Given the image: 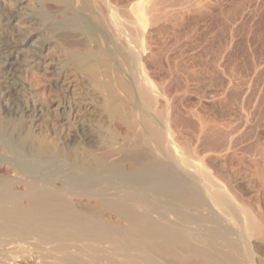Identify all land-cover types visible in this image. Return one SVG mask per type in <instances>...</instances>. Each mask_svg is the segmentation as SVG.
Masks as SVG:
<instances>
[{"label":"bare ground","instance_id":"bare-ground-1","mask_svg":"<svg viewBox=\"0 0 264 264\" xmlns=\"http://www.w3.org/2000/svg\"><path fill=\"white\" fill-rule=\"evenodd\" d=\"M43 1L38 2L36 0H0V141L5 137L9 142L7 145L5 143L7 140L5 142L2 140L7 145L6 146L3 143L6 146L4 148H7V150H4V148H2L3 155H0V172H3L0 173V264H264V253L262 254L261 250H257V248L259 247L258 249H263L264 251V214L258 210L256 205L255 206L257 209L253 207L254 204L253 206H251L248 205L249 203L245 204L244 202L239 201L237 195L231 188H229L230 186H232V184L230 186H226L224 182H221L220 179H217V177H215L216 175L213 177L211 171L212 169H210V172H208L206 168L208 165H204L206 162L202 161L203 158L202 160L201 158L200 160H197V158H199L197 153L195 155L191 153L193 157L197 156L196 161L191 159L194 162L189 160L190 158H188V154L184 155L182 153L184 151L180 150L181 148H178V144L175 143V141L177 142V140L172 136L174 135L172 134V132H175L173 130H170L171 127H169L168 125L169 121H167V118H165L169 115L160 117L162 115V110H160L161 112L158 110L160 116L158 119H156L159 113L155 112L156 110L154 107L153 112L151 113H155V115L157 114V116L155 117V115H153L155 118L153 122H151V120H147L146 122V119L144 120V118H146L144 115L142 116L141 120L143 119V121H145L146 123L142 125L143 123L139 118V127L138 124L137 127L139 128V130L141 128V133L143 136L144 134L145 136L147 135V142L152 141L151 144L153 143L156 145V149L161 156L157 153V151L156 153L161 157V159L163 157L167 161V158L169 157H171V160L172 158H175V160L177 161L176 164H178V166L175 167L176 170L178 167L185 168L184 172L188 173V175L184 179L183 174V179H181L180 177L181 180L178 178L179 173L178 177L177 175L173 174L174 176H176V178H178H174L176 180H173L172 177L174 176H171L172 173L168 170H165L169 167V164H171L172 161H169L168 159L169 164H167L166 167V162L163 163V159L162 164L160 161L161 159L157 160V158L153 156L156 149L154 150L153 155H150L151 152H149V150L152 147L151 144H149L151 146L149 149V145L146 146L148 152L146 151L147 153L141 156L140 154L142 151L139 152V156H136L138 152H134L135 155L132 153L130 156L123 155V153L120 155L121 152H119L118 147L120 148L122 145L120 146V142H117L116 144L115 139L113 140L112 138V136L116 138V133L118 132L115 133L116 135L110 134V136L108 134L110 131H106V133L110 137L109 139L112 138V140L115 142L108 141L114 143H110V145L106 141V139L103 138L105 140V143L103 144L105 145L106 143H108L109 150L108 152H106L107 154H102L103 148L101 149V147L103 144L100 145L102 143V135H99L101 134L102 126L98 124L99 127H101L98 129L97 125L92 124L95 122L94 118H98V113H96L97 108H92V106L94 107L93 103L97 101V99L93 101L91 98H89V94L87 93V96L86 91L87 89H89V87L91 89V86L86 88L85 91V83L82 85V83L79 81L81 79L79 71L80 68L82 69V64H80L78 60L76 61L77 64L79 62V69H75L76 65H72L73 62H71V57L75 52L70 47H68L71 50V55H69L70 60H67L70 62L69 64L72 67L69 68L70 65L64 63V59L61 60V57L59 58L61 53L60 55H55L58 53V50H56V48H58L57 42L63 40V44L70 41V45H72L73 42L74 45H72V47L75 46V43L77 47H79L78 45H83L84 47V45L87 44L90 49L89 53L86 52V55L87 53L89 55H93L94 50H96V55L98 53V55H100L103 60L104 58L105 60H108V63L107 61H104L107 65L106 68L109 70L111 68L110 65H108L109 60L110 62L112 60V67H114V65L118 63L117 59H119V61H121L119 63L124 65H121V67L120 64H118L123 71L121 70V68H119L118 65V67L116 66L117 68H115L117 71H121L118 72V74H120V76L123 77L126 81L125 86L131 85L129 91H132L133 93V103L135 101V104H133L132 102L130 103L133 106L128 105L131 106L129 107V109H138L139 106V114L142 115V113H140L141 111L143 112V114H146V112H149V110L156 105H154L155 101H157L158 96L156 92H159V90H156L155 88L156 84L155 86H153L154 83L152 84V82L150 81L151 77L150 79L148 78V75L146 73L147 71H145L146 66L143 64L144 61L142 58L146 56L144 53L148 52L146 51V45L148 44V42H150L149 39L151 36L149 37V34H151L150 30H152L150 29L149 24L151 20L149 21L147 18V14L149 12H147V9L149 10V8L145 9V7H147V2L144 6L145 0H131L135 3L133 2L134 4L126 5L127 8H123V0L121 3L122 6H119V4H115L114 2L113 4L111 2L112 0H64L65 4L63 2L62 5H60V3L63 0H53V3L58 2L60 6H63V4L65 6L67 2L68 7L66 6L65 8L66 11L69 12V14H64L61 11V8V10L59 9L60 11H58V9L55 11L54 9L53 13H56L58 11L56 15L59 14L61 19L60 21H52V23L48 24V18H52V16L47 17L46 15H49L46 14L48 11L45 9V11H47L45 13V11L42 10L41 6L44 7ZM117 1L119 2V0H116V2ZM161 1L162 0L158 2L159 5L162 3ZM177 1L178 0H176V2ZM179 1L178 3H180ZM185 1L187 2L189 0ZM205 1L206 0H204V2ZM125 2L128 3L127 0H125ZM192 2L190 1V3ZM210 2H212V0ZM167 3L168 1L165 2V5ZM196 3H198V1L195 2L194 0V4ZM181 4L182 2L178 4V7H180ZM184 4L185 7L187 4L185 2ZM46 5L48 9L49 6L48 4ZM50 5L52 7V4ZM59 5H57V7ZM192 5L193 3L191 4V6ZM206 6H208V4H206ZM162 7L161 9H159V12L160 10H163ZM40 8L41 11H43L42 13H45L46 15L39 13L41 12L39 11ZM156 8H152L154 9L153 13L155 12ZM175 8L178 9L177 7ZM212 8L214 7H211V9ZM189 9L190 8H188L187 10ZM164 12H167V9L164 8ZM198 12L199 10H190V12L188 13L184 12L182 18L178 17L181 19H178L175 24L171 23L175 27L174 30L182 31L184 28L186 29L189 26H195L198 29L200 23H204L205 20L207 21V19H205L206 16H204V14L200 15L202 13ZM50 14H52L51 10ZM155 18L156 17H154V19ZM151 19L153 20L152 17ZM163 19L165 20V18ZM51 20L52 19H50V22ZM95 20L99 22V25H103V21H107L106 23H104V26H106L107 28L110 27V31L106 28L109 31L108 34H106L107 31L102 32L99 28L96 27L98 25V22H95ZM209 21L210 20H208V22ZM107 23H109L108 26ZM206 24L203 25V29H205ZM154 25L156 26V23ZM163 25L164 24H162V28ZM62 28H64V31H67V34L65 35V37L63 36L64 38H62V36L57 33L56 36L58 37L59 34L62 39L58 38L56 42V40L54 39V32L56 33L62 30ZM192 29L193 28H191V30ZM206 30L207 28L205 29V31ZM171 31L172 30H170V32ZM178 34L180 33L178 32ZM204 34L202 40L205 39ZM212 36L210 37V40L212 39ZM201 37L199 38L201 39ZM196 39L198 40V38ZM154 40H156V38ZM175 40L176 39H174L173 41ZM186 40L188 41V39ZM160 42H162V39ZM63 44L61 41V45L59 44V46H62ZM192 44H194V42H192ZM199 44H201V41L199 42ZM66 46L67 45H65V47ZM154 46H156V44ZM178 46L181 45L179 44ZM85 47L84 49H86ZM91 47H96V49L92 48L93 51L91 52ZM54 49L55 52L53 51ZM196 49H198V46L196 47ZM210 49L208 52H210ZM199 53L200 52H198V55ZM203 53H205V51ZM66 54L63 53V55L67 57ZM81 54L78 50V53L76 55L79 57L81 56ZM76 55L73 54V56L75 57ZM149 55H147L148 58H150ZM162 55L164 56L163 49ZM82 56L85 57V55L83 54ZM97 57L99 58V56ZM165 58L164 60H166ZM78 59L85 65L83 66V69L84 67H86V70H88L87 64L84 61L85 58L84 60L83 58ZM90 59L94 58L91 56ZM100 59L101 58H99V61ZM183 59L184 57H182V62ZM115 60L116 62H114ZM186 61H188V59ZM94 62L92 61V64ZM173 62L174 61H172V64L174 65L175 62ZM185 63V65L187 66V62ZM202 63L201 64L204 66L205 62L202 61ZM177 64H180V62ZM183 66L184 65H182V67ZM91 67L92 66L90 65V70H94V66L92 68ZM189 67L191 68V66ZM115 68H112V71H114ZM148 68L150 69L149 66H147V69ZM95 69H97V66H95ZM30 70L37 72L43 76H49L48 79L50 81H48L50 82V87L55 93L53 99L50 96L52 100L48 101L47 99L48 102L42 104L39 100L37 101L38 98H35L36 100L34 99V96L32 98L31 93L28 92L29 85L27 86V84H29V81L27 82V84L26 80L24 81V79L27 78L25 76V74H27L26 72H30ZM76 70L79 74L76 73ZM86 70H84L85 74L87 72ZM200 70H202L203 72L202 67ZM98 71L100 70H97L96 72ZM102 71H104V69H102ZM189 71L187 70V72ZM115 72H111V74H114ZM88 73L90 74V78L93 79L96 83L94 84V86H96L97 83H101L100 85L102 86L104 84L105 87L106 83L109 82H107V80L101 82V75L98 74L97 76V74H95V76L100 79V82H97L98 78L96 79V81L91 75L93 74V72ZM195 73V75H197L198 77V74L200 72L197 73L195 71ZM32 74L34 75L33 72ZM81 74H83V71ZM118 74H116V76ZM202 74L204 75V73ZM105 75H107V73H105ZM82 76H84V74ZM107 76L104 77L108 78ZM86 77L90 81L87 75ZM31 78H33L32 75ZM112 78L116 79L113 76ZM123 78H121V80ZM83 79H85V77H83ZM184 79L186 80L187 76ZM45 80L47 82V78ZM93 80L90 81V84L93 83ZM124 80H122L124 83L121 82L122 85L125 84ZM65 81L67 82L65 83ZM89 81L87 83L88 85ZM32 82L31 86L34 85ZM127 82L130 84H127ZM73 83L76 84L72 85ZM65 85L69 86V89L67 91L66 89L68 87L65 88ZM107 86L109 85L107 84ZM115 86L116 82L114 88ZM119 86L116 88L119 90L122 89L123 86H121V88H119ZM125 86L124 88H126ZM70 87L77 88L76 90H79V93L74 92V94H72V92H70ZM110 87L113 88V84ZM110 87L107 88L108 91H111ZM98 88L97 91L95 89H92L95 93L94 95H96V92L98 93ZM105 89H103V91H105ZM117 89H115V91L113 89L112 90L114 91V93H118ZM127 91L128 90H126V92ZM126 92L124 94L125 98L127 94ZM109 93L110 92H107V94ZM117 93H115V97H117ZM107 94L106 96H108ZM159 94L163 95V91L162 93L160 91ZM51 95L53 94L51 93ZM97 95L99 96L100 94ZM100 96L106 98L104 92L101 93ZM163 96H166L165 93ZM108 97L109 99L106 100L111 101L110 94ZM113 97L114 94L111 97V99L113 100L112 104L114 101L116 102V100L114 99L115 97ZM119 97L120 96H118V98ZM160 97L161 96H159V99ZM46 98H48V96ZM103 98L99 99L102 101ZM106 100L104 101L107 102ZM120 100V103L117 101L119 105L122 104ZM123 100L124 102H126V104L129 101V99ZM163 100L165 102H168V100L166 101V98ZM161 102L163 104V101ZM161 102H159L160 105ZM183 102L185 103L186 101ZM54 104H56V106L55 108H52ZM109 104L110 103H108L107 105ZM115 105L116 104L114 103V106ZM114 106H111L112 108L110 107L111 110L116 107ZM102 107L103 103H101L100 107L98 106L99 109ZM104 107L102 108L103 111L100 109L102 112H104L105 110ZM161 107L162 106H160V109ZM163 108L166 109L167 113V108L168 110H170V107H165V103ZM192 108L190 106L189 110L191 109L192 111ZM124 109H126V111L128 110L129 113V109H127L126 106L123 108V110ZM137 109L136 113L138 111ZM111 110L109 111L108 109V115H110L109 112H111ZM132 110L131 113L135 112V110L133 112ZM112 111L114 112V114L118 112L116 111V108ZM126 111L124 110V113H126ZM193 111L196 110L194 109ZM105 112L107 115V110H105ZM166 112L164 110L165 114H167ZM187 112L189 113L188 110ZM108 115L106 117L109 121L110 117H108ZM130 115L127 114V116ZM137 115L138 114H136V116ZM141 115L139 116L141 117ZM130 117L132 118V115ZM199 117H201V114ZM110 119L112 120V123L110 124H113V119ZM171 119L172 118H169V120ZM97 120L99 119H96V122ZM119 120V124H122L121 121L123 123L127 121L128 123H130V125L132 123L131 120V122L128 121L129 119ZM136 120H138L137 117ZM210 120L208 119V121ZM196 121H198L197 124L199 125V120L196 119ZM140 122L142 124H140ZM19 124L24 125V128H22V130H19L20 132H18L17 130ZM203 125H201L200 127H202ZM96 127L97 130H100V133L99 131L97 132ZM113 128H116V126L112 127V130H114ZM124 128L125 130L127 129L126 127ZM131 128L130 130L133 129ZM109 129L111 130L110 127ZM198 129L200 131V128ZM136 132L137 131H135V133ZM131 134L132 131L130 132V135ZM153 135L156 138V141L152 139ZM27 136L31 137L32 142L33 140L37 143L41 142L42 145L45 143V147H49L54 152L61 153L62 155L63 153H65L66 155L69 152L70 154H73V152L71 153V151H74V153L75 151H82L84 153L83 157L81 154V158L79 157V154L78 156H75L74 154V159L72 157L73 160L70 161L72 155L70 156V159H66L67 155L65 158V155L60 156V154H58L60 157L58 156L56 159L55 156L53 157V159L56 160H51L50 153V157L49 155H46L49 157L48 159L44 157L45 150L43 151V148L42 150H40L42 146H36L37 143L35 144V146L31 142L29 143V141L26 140ZM125 136L124 138L120 137V140L127 141V139L124 140L126 138ZM131 137V141H129L130 143L132 142L133 137L135 138V136L131 135ZM130 138L128 140H130ZM174 138L175 141L173 140ZM143 139H145V137ZM129 142H127V144H129V147L127 145L126 148H130ZM124 144L125 143L123 142V145ZM139 145L135 144V146H133L134 148H136V146L139 147ZM0 146H2V142ZM106 147L105 149L107 150ZM131 148L132 150L134 149L133 147ZM49 152H51V150H49ZM41 153H43V156H40L42 155ZM52 154L54 156V153ZM102 155L106 156V158H104L105 160L102 159L104 160L102 161L99 157L100 162H97L98 156ZM204 156L205 155H203V157ZM101 158H103V156ZM203 162L204 164H202ZM126 164L130 167V170L128 172L127 170L126 172L122 170V167L124 165L126 166ZM251 164L253 165V163ZM260 165L262 166V163ZM171 167L174 168L173 165ZM175 168L173 169L174 171ZM186 169L191 170L186 172ZM232 172L234 174V171ZM257 172H259V169ZM257 172H255V174ZM182 173L183 171L180 174ZM256 177L258 178L257 175ZM255 180L257 179L255 178ZM262 212H264V210H262Z\"/></svg>","mask_w":264,"mask_h":264},{"label":"rangeland","instance_id":"rangeland-1","mask_svg":"<svg viewBox=\"0 0 264 264\" xmlns=\"http://www.w3.org/2000/svg\"><path fill=\"white\" fill-rule=\"evenodd\" d=\"M36 1L39 2V1H43V0H36ZM45 1H43L44 7L43 6H41V7H42L43 11H45V9H46L49 13L47 11H45V13L47 12L46 14H49V15H46L45 13L43 14L42 13L43 11H41V8L39 9V11H41L39 13H42L43 15H46L47 17L52 16V18L51 17L48 18V20H49V22L47 21L48 24L52 23V21L53 22L60 21V19H61L60 15L59 14L56 15V13H58V11H60L61 9H62L61 11L64 14L65 13H67V15L69 14V12L66 11V8H65L66 6L68 7L67 2H66V5L64 6V4H65L64 0L60 3V5H62V3L64 2L63 6H64L65 12L63 10V6H60L58 2L53 3L56 0H54V1L50 0L51 2L49 0H47L46 2ZM127 1H128V3L125 2V0H123V8L124 7L127 8L126 5H132V4L135 3L134 1H133L134 2L133 3L131 0H127ZM129 1H130L131 4L129 3ZM159 1L160 0H155V1L154 0H148V1L145 0V3H144V6H145V4L147 2V4H146L147 7H145V9L149 8V10L147 9V12L149 11L148 14H147V18H148L149 21L151 20L149 24H150V29H152V30H150L151 34H149V37L151 36L150 39H149V41L151 43L148 42V44H147V45H149V46L151 45V46L149 47V46L146 45V48H147L146 51H148V52H145L144 54L146 56L142 57L143 61H144L143 64L146 66V68H145L146 70L145 71H147L146 73L148 75V78L150 79V77H151L150 81L152 82V84L154 83L153 86H155V84H156L155 88H156V90H159V92L155 91L156 94H158V96H157V101H155V103H154V105L155 104L156 105L153 106L149 110L151 115L149 114V112H146V114H143L142 111L140 112V113H142V115L139 114V109H140L139 106H138V109L136 108L138 110L137 113H136V109H134L135 112H133L134 110H132V108H131V110H132L133 113H131V110L129 109V107H131V106H128V105H132L130 103L131 102L133 103L132 99L134 97H133L132 91L131 92L129 91L131 85L125 86L126 85V81L124 80L123 77L120 76V74H118V72H121V71L120 70L119 71L116 70V68L119 66L118 64H120V66L122 65L121 63H119V62H121V61H119V59H117L118 63H116V64L114 63L115 64L114 67H112L113 66L112 60H111V62L109 60V64L108 65H110V67H111L110 70H109V69L106 68L107 65H106V62H105V61H107V63H108V60H105V58H104V60H105L104 61L103 58L100 55H98V53L96 55V50H94V53H93L94 56L92 54L89 55L88 53H89L90 47L87 46V44L84 45V47L86 46L85 47L86 49L89 47L87 49V51H86V49H84L83 45H78L80 47V49H79V47L76 46V43H75V46L72 47V45H74V44L72 42V45H70L71 44L70 41L65 42L63 44L64 41L61 40L62 44H63L62 45L63 47L59 46V44L61 45V41L57 42V39L61 38L59 36V34L62 36V38H64L65 35L67 34V31H64V28H62V30H60L61 29L60 28L59 29L60 31H58L56 33L54 32V39L58 43L57 46L60 49L59 50L58 48H56V50H58L57 51L58 53L55 54V55H60V53H61L62 56L60 55L59 58L61 57L60 58L61 60L64 59L63 62L66 63L67 65H70L69 64L70 62L68 60H70L69 59V55H71V52H70L71 50L68 47L72 48V50L75 52V53H73V51H72V53L74 55H76L78 53V50H79L80 54L82 53L83 55H85V57L82 56V54L79 57L76 55V57H77L76 58L72 54V57L71 56L70 57L72 59L75 57L74 59H76V60H74V59L72 60L71 59V62H73V64L72 63L71 64L73 66L76 65L75 69H79L80 68L79 62H80V64H82L81 66H82V69H83V66H85V65L83 64V62L81 63V61L78 58H80V59L83 58V60L85 58L84 61L87 64V69L88 70H86V67H84L83 70L80 68L79 73H80V78L81 79L79 81L82 83V85L85 83L84 84V86L86 85L84 87L85 91H86V88L91 86V89H90V87H89V89H87L86 94L88 93L89 96H88V94H87V96L89 98H91L93 101H95L97 99V101H95L93 103L95 108L93 106H92V108L93 109L97 108L96 109V113H98L97 114L98 118L97 117L94 118V120H95L94 123L95 124L94 123H92V124L93 125H97L98 129L101 128V127H99L98 124H100L102 126L101 134H99L100 130H97V127H96L97 132L99 131L98 134L100 136L102 135L101 136L102 137L101 138L102 143L100 145L105 143L104 139H106L107 142L108 141H112V142L116 141L115 142L116 144H117V142L118 143L120 142V146L121 145L123 146V147L121 146L120 148L118 147L119 152H121L120 155L123 153V155L130 156L132 153L135 155V153L138 152V154H136V156H139V152H141V151L142 152H141L140 156L143 155V154H146L148 152L146 146L151 144L152 141L151 142L150 141L147 142V140H146L147 139V135L146 136H145V134H144V136L142 135V133H141L142 130H141V128L139 130V128H138L139 124L138 123H139V118L141 120L142 116H144V115L146 117V118H144V120L146 119L145 120L146 122H147V120H151V122H153V120L155 119L153 115H155V113H151V112H153V109L155 107V110H156L155 112H158V110L159 111L162 110V112L160 111L161 114H162L161 116H160L159 112H158L159 113L158 116H157V114L155 115V117L157 116L156 119H158L159 116L160 117H163V116L165 117L166 115H169L168 117L166 116L165 118H167V121H169L168 125H169V127H171L170 130L171 131L173 130L175 132V133L172 132V134L175 135V136L174 135H172V136L176 138L177 142L175 141V138L173 140L175 141L176 144H178V148H181L180 150L185 152L184 153V152L181 151L184 155L188 154L187 156H188V158H190L189 159L190 161H192L191 159L196 161L197 156L193 157V155H195L197 153V155L199 157V158H197V160H200V158L202 160V158H203L202 161H204L206 163L204 164V162H203L202 164H204V165L207 164L208 165V166L206 165L207 167L205 166L207 168L208 172H210L209 170L212 169L211 171H212V176L213 177L216 175L215 177H217V179H220L221 182H224V184L226 186H228V185L230 186L232 184V186H230L229 188H231L233 190V192L237 195V198H238L239 201H242L245 204L249 203L248 205H251V206H253V204H254L253 207L256 208V206H257L258 210L261 213L264 214V212H262V210H264V174H263V171H264L263 170V168H264V162H263V160H264V42H263L264 41V0H212V2H210L211 0H206L205 2H204V0L203 1L200 0V2L202 1L201 5H200L199 0H195V2L198 1V3H196V4H194V0H189L187 2L185 0H183V1L182 0H180V1L178 0L180 3L182 2L180 7H178L179 6L178 4H180V3H178V1L176 2V0H172V1L171 0H166V1H168V3L166 5H165V2H166L165 0H162L161 1L162 3L160 2L161 3L160 5L158 3ZM190 1L191 2L193 1L192 2L193 3L192 6H191L192 3H190ZM111 2L112 3L114 2L115 4L117 3V4H119V6H122L121 5L122 0H119V2L118 1L116 2V0H114V1L112 0ZM184 2L187 4L186 6L188 8H190L189 10H187L188 8L186 6L184 7V5H185ZM40 3H42V2H40ZM124 3H125V5H124ZM174 3H176V4H174ZM188 3H190V4H188ZM205 3L208 4V6H206ZM46 4H48L49 7H51L50 4H52V7L51 8L48 7V9H49L48 10L47 7H46L47 6ZM150 4H152V5H150ZM154 4H156V5H154ZM57 5H59L60 7L59 6L57 7ZM196 6H198V7H196ZM54 7H56V8H54ZM156 7L157 8L159 7V8L157 9ZM161 7L163 8V10H160V12H159V9H161ZM175 7H177L178 9H176ZM211 7H214V8L211 9ZM152 8H156V10L154 12L155 15L153 13L154 9H152ZM164 8L167 9V12H164ZM171 8L172 9L174 8V9L172 10ZM54 9H55V11L58 9V11L56 13H53ZM50 10H51L52 14H50ZM174 10L177 11V12H175ZM190 10H193V11L194 10H199L198 13H202L200 15L204 14V16H206L205 19H207V21L205 20L204 23L203 22L200 23L201 25L199 24L198 29L195 26L194 27L193 26H191V27L189 26L186 29L184 28L182 31H175L174 30L175 27L172 24L173 23L175 24L178 21V19H181L183 17V15H184V12L188 13V12H190ZM182 12H183V14H182ZM152 13H153V15H152ZM54 14H55V16H54ZM149 14L153 18V20L151 19ZM169 14H171V15H169ZM159 15L161 16V18H160ZM165 15L168 18H166ZM167 15H169V16H167ZM210 15H211L212 18L210 17ZM170 16H173L174 19H173V17H170ZM154 17H156V18L154 19ZM178 17H181V18H178ZM163 18H165V20ZM50 19H52L51 22H50ZM158 19L160 20V22H159ZM161 19H162V22H161ZM168 19H169V21H168ZM154 20H155L156 26L154 25L155 24ZM208 20H210L209 21L210 23L208 22ZM96 21L97 20H95V22ZM164 21L165 22L167 21V22L165 23ZM211 21H212V25H211ZM0 22H1V19H0ZM106 22L107 21H105V22L103 21V25L102 24L99 25V22H98V25L96 23V25H97L96 27L99 28L102 32H104V31L106 32L107 31L106 34H108V32L110 31V29H109L110 27L107 28L106 26H104L105 25L104 23H106ZM158 22H159V24H158ZM206 23H208V24H206ZM108 24L109 23H107V26H108ZM162 24L165 25V26L163 25V28H162ZM204 24H206L205 25V29L206 28H207V30H209L210 28L211 29L209 31H207V30L205 31V29H203V27H204L203 25ZM207 25H208V27H207ZM212 26H213V28H212ZM160 28H161V30H160ZM191 28H193V29L196 28V29H194V30L192 29L191 30ZM169 29L172 30V31L170 32ZM213 29H214V32H213ZM62 31H64L65 33L62 32ZM202 31H203V33H202ZM152 32H155V33H152ZM172 32H173V34H172ZM176 32H177V34H176ZM178 32L181 35L178 34ZM193 32L194 33L196 32V33L194 34ZM197 32H199V33H197ZM200 32H201V34H200ZM57 33H59L58 37L56 36ZM209 33H210V35H209ZM102 34H105V33H102ZM188 34H190V35H188ZM203 34H204V38H205L204 40H202L203 39ZM206 35H207L208 38L206 37ZM212 35L214 36V38H213ZM154 36H155L156 40H154L155 39ZM158 36L160 37V39H159ZM177 36H178V39H177ZM211 36H212V39L210 40ZM194 37L198 38V40L196 38H194ZM199 37H201V39ZM165 38H166L167 42L165 41ZM161 39H162V42H160ZM174 39H176V40L173 41ZM186 39H188V41ZM158 41H159V43H158ZM200 41H201V44L203 43L202 45L199 44ZM210 41H211V46H210ZM192 42H194V44H192ZM152 43H153V45H152ZM188 43H189V45H188ZM155 44H156V46H154ZM179 44L181 46H178ZM186 44H187V46H186ZM65 45H67V46L65 47ZM196 45L198 46V49H196V47H197ZM199 45H201V46H199ZM190 46H192V47H190ZM208 46H209V48H208ZM210 47H211V49H210ZM65 48H66V50H65ZM82 48H83L84 51L82 50ZM92 48L96 49V47H91V49ZM179 48H180V51H179ZM187 48H188V50H187ZM193 48H195V49H193ZM93 49L91 50V52L93 51ZM162 49H163L164 56L162 55ZM209 49H210V52H208ZM212 49H213V51H212ZM64 50H65V52H64ZM195 50H196V53H195ZM203 50L205 51L206 54L203 53L204 52ZM53 51L55 52V49ZM66 51H68V52H66ZM211 51H212V55H211ZM62 52L64 54L68 53V54H66L67 57L64 56ZM86 52H88L87 55H86ZM177 52H178V54H177ZM198 52L203 53V54L199 53V55H200L199 56ZM168 53H169V57H168ZM174 54H175V56H174ZM213 54H214V56H213ZM147 55H149L150 58H148ZM187 55H188V57H187ZM91 56L94 59H90ZM95 56L96 57L99 56V58H101L100 61H99V58L98 57L96 58ZM163 57L164 58L166 57L165 59L167 61L164 60ZM182 57H184L183 62H182ZM203 57H204V59H203ZM205 57H207V58H205ZM208 58H209V61H208ZM95 59H97L98 61L95 60ZM148 59H150V60H148ZM177 59H178V61H177ZM187 59H188L189 62L186 61ZM200 59H201V61H200ZM210 59H211V61H210ZM77 60L79 61L78 64L76 63ZM184 60H185V62H187V66L185 65L186 63L184 62ZM92 61L93 62L95 61L94 63L95 64L98 63L99 65L98 64L95 65L94 63H93L94 65H93ZM172 61L175 62L174 65L172 64ZM202 61L205 62L204 66L202 65V64H204V63H202ZM87 62H89V63H87ZM90 62H91V64H90ZM114 62H116V60ZM179 62H180V64H177ZM199 63L201 65L202 69H203V72H202V70H200L201 67H200ZM206 63H207V65H206ZM90 65L92 67L94 66V70H92V69L90 70ZM182 65H184V66L182 67ZM95 66H97V69H95ZM98 66H99V68H98ZM120 66H119V68H121L124 65H122L121 67ZM147 66H149L150 69H152V70H150L149 68L147 69ZM189 66H191V68L194 69V70H192ZM70 67H72V66L70 65L69 68ZM108 68H109V66H108ZM112 68L113 69L115 68V70L112 71ZM184 68H185V70H184ZM102 69H104V71H102ZM123 69H124V67H123ZM84 70L87 71L86 74H85ZM97 70H100V71L96 72ZM121 70H122V68H121ZM187 70L188 71L190 70V71L187 72ZM82 71H83L84 76H82L83 74H81ZM91 71L93 72V74H91V75L94 77L95 80L98 78L97 77L98 74H100L101 75L100 78L102 80L101 82H104V80L105 81L107 80V82L109 81L108 83H106V86H105L106 89L104 87V84L102 85L104 88L100 85L101 83L100 84L97 83L98 86L97 85L94 86V84H96V83H95V81L93 79L90 78V74L88 73V72L92 73ZM101 71H102V74H101ZM110 71L111 72H115L116 71L117 73L115 72L114 73L115 76H114V74H111ZM195 71L197 73L200 72L198 74L199 75L198 77H197V75H195L196 74ZM32 72L34 73V75L32 74ZM152 72H153V74H152ZM26 73L27 74L29 73V74L28 75L25 74V76L27 78H25L24 81L26 80V84L29 81V84H27V86L29 85L28 86V89H29L28 92L31 93L32 98H33V96H34V99L38 98L37 101L39 100L40 103H42V104L43 103L45 104V102H48L49 100H52L54 98L55 93L52 91V89L50 87V84H49L50 80L48 79L49 78L48 75H44L43 76V75H41V74H39L37 72H34L32 70H30V72L28 71ZM76 73L79 74L77 72V70H76ZM105 73H107V75H109V76L105 75ZM202 73H204V75ZM95 74H97V76H95ZM116 74H118V75L116 76ZM193 74H194V76H193ZM31 75H32L33 78H31ZM35 75H38V76H35ZM39 75H41V76H39ZM86 75L88 76L90 81L93 80V83H92L93 86H92V84H90L91 82L87 79ZM111 75L113 77H115L117 80H119V79L120 80L117 81L116 79L112 78ZM104 76H107L108 78H105ZM186 76H187L188 81H187V79L186 80L184 79V78H186ZM83 77H85V79H83ZM41 78H42V82H41ZM46 78H47V82L45 80ZM121 78H123L122 80L125 81L124 85L121 84V82L124 83L121 80ZM30 79H31V82L33 80V82H32L34 84L33 86H31L32 84L30 82ZM70 79H72V78H70ZM110 79H111L112 82L110 81ZM113 79H114V81H113ZM189 79H190V81H189ZM88 81H89V85L87 84ZM186 81L188 82V84H187ZM199 81H200V83H199ZM66 82L67 81H65V83ZM97 82H100L99 78H98ZM115 82H116V86L114 88ZM117 82H118V85H117ZM75 84L73 83L72 85H75ZM107 84L109 86H107ZM110 84L111 85L113 84V88L110 87L111 86ZM127 84H130V83L127 82ZM30 86H31V88H30ZM118 86H119V88H121V86H123V87H122V89L119 90V89L116 88ZM124 86L127 89L124 88ZM108 87L111 88V91L107 90ZM65 88H67L66 89V91H67L69 89V86L65 85ZM74 88L70 87V92H72V94H74V92L79 93V90H76L77 88H75V89ZM97 88L99 90L98 93L96 92ZM92 89L96 90L95 91L96 95H94L95 93H94V91ZM103 89H105V91H103ZM112 89L114 91H115V89L118 90V93L115 92V93H117V97H115L116 94L114 93V91ZM106 90H107V92H110L109 94H110L111 97L114 94L115 98L114 97L113 98L116 100V102L114 101L113 104H112L113 100L111 99V97H110L111 101H107L109 99V97H108L109 94H107ZM121 90H122V93H121ZM126 90H128V91L126 92ZM186 90H187V92H186ZM102 91L104 92L105 96H106V94L108 95V96H106V98L105 97L103 98V96H100L101 93H103ZM160 91H161V93L163 91V95L165 93L166 96L164 97L163 95L159 94ZM125 92L127 93L126 94V98H125V95H124ZM51 93L53 95H51ZM90 93H92V94H90ZM111 93H112V95H111ZM128 93H130V94H128ZM97 94H100V95L98 96ZM47 96H48V98H46ZM50 96L52 97V99H51ZM118 96H120V97L118 98ZM131 96H132V98H131ZM159 96H161L160 99H159ZM99 98H103L104 100L107 99L106 100L107 102H105L103 99L101 101ZM120 98H121V100H120ZM122 98L123 99H127V100L129 99V101H128L129 103L127 102V104H126V102H124V100ZM165 98H166V101L168 100L169 103L165 102L163 100ZM47 99H48V101H47ZM98 99H99V101H98ZM117 99H119L122 102V104L119 105L120 102ZM41 100H42V102H41ZM127 100H125V101H127ZM77 101H80V100H77ZM161 101H163V104H162ZM183 101H186V102L184 103ZM123 102H124V104H123ZM159 102H161V105L159 104ZM241 102H242V104H241ZM101 103H103V107L105 106L104 109L107 110V115H108V109L110 111L111 108H112L111 106H114V103L116 104L115 105L116 107L115 106L114 107L116 108V111H118L119 113L117 112L116 114H114V112L112 110H114L115 108H113L111 110V112H109L110 115H108V117L113 119V124H110V123H112V120L110 118H109V121H108V118L106 117L107 115H106L105 110H104L105 113L102 112L103 111V109H102L103 107L100 108L102 111L98 108V106L100 107ZM108 103H110V104L107 105ZM164 103H165V107L166 108H167V106L170 107V110H168V108H167V111H168L169 114L166 112V109L163 108ZM133 104H135V101H134ZM166 104H168V105H166ZM181 104H182V106H181ZM188 104H189V106H188ZM55 106H56V104H54V106L52 108H55ZM117 106L118 107L122 106V107L118 108ZM125 106H126L127 109H129V113H128V110L127 111H126V109H124V110L129 115L131 113L132 118L130 117L131 115L127 116V114L124 113L123 108ZM160 106H162L161 109H160ZM190 106H191V108L193 107L196 111H193L194 110L193 108H192V111H191V109L189 110ZM171 109H172V111H171ZM164 110H165V112L167 114L164 113ZM187 110L189 111V113L187 112ZM190 112H191L192 116L190 115ZM111 113H112V115H111ZM136 114H138V115L136 116ZM200 114H201V117H199ZM139 115H141V117ZM202 115H203V117H202ZM227 115H228V117H227ZM102 116H103V118H102ZM136 117H137L138 120H136ZM147 117H148V119H147ZM194 117H196V118H194ZM101 118L104 119V120H102ZM126 118L129 119L128 121H130V120L132 121L131 125L127 121H125L124 123L121 121L122 124H119L120 123L119 119L127 120ZM169 118H172V119L169 120ZM206 118H207V120H206ZM210 118H211V120H210ZM96 119H99V120H97L98 123L96 122ZM196 119L199 120V125L197 124L198 121H196ZM208 119L210 121H208ZM262 120H263V122H262ZM103 121L105 122V124L106 123L107 124L105 125ZM136 121H137V123H136ZM141 121H142L143 124L141 122H140V124H142V125H144V123H146L145 121H143V119ZM201 121H202V123H201ZM100 122H102V123H100ZM133 123L135 124V126H134ZM216 123H217V125H216ZM123 124H125V125H123ZM137 124H138V127H137ZM223 124H224V126H223ZM201 125H203V126L200 127ZM18 126L20 128L17 127V130H18V132H20L19 130H22V128H24V125L19 124ZM111 126L112 127L116 126V128H113L115 131L112 130ZM127 126H129L130 128L132 127L133 129L131 128L132 130H130V128L127 127ZM107 127H108V129H107ZM109 127L111 128V130L109 129ZM124 127H126L129 130H127V129L125 130ZM103 128L104 129L106 128L107 130L105 129V131H104ZM198 128H200V131H199ZM121 130H122V132H121ZM106 131L109 132L108 133L109 135L110 134H112V135H116L117 134L116 138L112 136L113 140L115 139V141H113L112 138L109 139L110 137L106 133ZM131 131H132L131 135L135 136V138L133 137V140L130 143L129 141H131V138H132L131 135H130ZM135 131H137V132L135 133ZM116 132H118V133H116ZM119 132H120V135H119ZM133 133H134V135H133ZM105 134H107V135H105ZM122 135H123V137H122ZM124 136L126 137L124 140L127 139V141L120 140L121 139L120 137L124 138ZM28 137L29 136L26 137V140L29 141V143L31 142L35 146V144L37 142H35L34 140L32 142L31 141V137H29V138ZM117 137H118V141H117ZM144 137H145V139H143ZM129 138H130V140H128ZM28 139H30V140H28ZM152 139L154 141H156V138L154 137V135L152 136ZM2 140L5 142L7 139L4 137L0 141V145H1V142H2V146H0V148H1L0 149L1 150L0 151V155L1 154L3 155L2 148L6 147L8 145V143H9L8 140H7L5 142L7 144L6 145ZM148 140H149V138H148ZM112 142H108V143L110 144ZM123 142L126 145L125 144L123 145ZM127 142L130 143V148H126L127 145L129 147V144H127ZM178 142L180 143V145L181 144L182 145L180 146ZM108 143H106L105 145L103 144L102 147L100 146L101 149L103 148V150H102L103 153L102 154H105L106 152H108V150H109L108 149V145H109ZM134 143L136 145L140 144L139 147L141 149L138 146H136V148H134V146H135ZM145 143H146V145H145ZM37 144H36V146H39V147L42 146L40 148V150H42V148H43V151L45 150L44 151V157H46L48 159L50 157V155H49L50 153H51V157H52V158L50 157L51 160H56L57 157L59 156L58 154H60V156L65 155V153H63V155H62L61 153L54 152L49 147L46 148L45 147L46 145H44L45 143L42 145L41 142H38ZM112 144H114V143H112ZM229 144H230V147H229ZM106 145H107V147H106ZM141 145H142V147H141ZM154 145L155 144L152 143L151 144L152 147L150 145L148 147V149L151 147L150 150H149V152H151L150 153L151 156L153 155L154 150L156 149V145L155 146ZM105 147L107 148V150L105 149ZM124 147H125V149H124ZM131 147H133L135 150L134 149L132 150ZM145 147H146V150H145ZM186 149H187V151H186ZM4 150H7V148H4ZM49 150H51V152H49ZM156 151H157V149L155 150V154L153 156H155L157 158V160L158 159L160 160L161 159V157H160L161 155L157 151V153L160 155V156H158ZM72 152H73V154H70V152L67 153L66 154L67 158H66V155H65V158L66 159H70V156L72 155L71 159H70V161H72L76 155L78 156V154H79V157L81 158V155L83 157V154H84L82 151H78L79 153L76 152V151H75V153H74V151H71V153ZM129 152H130V154H129ZM52 153H54V156H53ZM191 153H193V155ZM41 154L42 155H40V156H43V153H41ZM74 154H75V156H74ZM46 155H49V157L46 156ZM68 155H69V158H68ZM203 155H205L204 156L205 158L203 157ZM102 156H103V158H101ZM102 156H98L97 162L98 161L100 162L99 157H100L101 160L106 158L105 155H102ZM208 156H209V158H208ZM53 157H55L56 159H53ZM72 157H73V159H72ZM162 159L164 160V162H163ZM162 159L160 161H161V163L162 162L163 163L166 162L165 163L166 167H167V164H169V161H172L171 164H169L168 168L165 167L166 171L168 170L169 172L172 173L171 176H174L173 174H175L178 177V173H179V177H178L179 179H180V177H181V179H183L182 178L183 174H184V176H183L184 179H185V177H187L188 173L184 172L185 168L178 167L177 170H176L175 167H177L178 164H176L177 161L175 160V158H172V160H171V157H169V158H167V161L163 157H162ZM168 159H169V161H168ZM209 159H210V161H209ZM104 160H102V161H104ZM194 161H192V162H194ZM249 161H250V163H249ZM251 163H253V165ZM257 163H258V165H257ZM261 163H262V166L260 165ZM174 164H176V165H174ZM172 165L174 166L175 171L173 170L174 168L171 167ZM256 165L258 166V168H257ZM170 169H171V171H170ZM179 169L181 170V172L183 171L182 174H180L181 172H180ZM258 169H259V172H257ZM122 170L125 171V172L127 170V172H128L130 170L129 165H127V164H126V166L124 165L122 167ZM186 170H187L186 172H188L191 169H189V170L186 169ZM221 170H223V171H221ZM232 171H234V174H233ZM173 172H176V173H173ZM255 172H257L258 174L257 173L255 174ZM0 173H3V172H0ZM253 173H254V177H253ZM251 174H252V176H251ZM256 175L258 176V178L256 177ZM228 177H229V179H228ZM172 178H173V180L178 179V178H176V176H174ZM174 178H176V179H174ZM255 178L257 180H255ZM262 181H263V183H262ZM261 187H262V189H261ZM257 191H259V192H257ZM262 205H263V207H262ZM258 248H257V250H259V251L261 250V253L263 254L264 253L263 249H258Z\"/></svg>","mask_w":264,"mask_h":264}]
</instances>
